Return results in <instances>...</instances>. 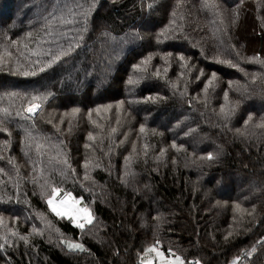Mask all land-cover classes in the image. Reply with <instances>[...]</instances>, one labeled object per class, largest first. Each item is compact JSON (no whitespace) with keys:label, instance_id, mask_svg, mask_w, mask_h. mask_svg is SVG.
<instances>
[{"label":"trees","instance_id":"16d2710c","mask_svg":"<svg viewBox=\"0 0 264 264\" xmlns=\"http://www.w3.org/2000/svg\"><path fill=\"white\" fill-rule=\"evenodd\" d=\"M261 61L264 0H0V264H264Z\"/></svg>","mask_w":264,"mask_h":264},{"label":"snow or ice","instance_id":"6c2138e0","mask_svg":"<svg viewBox=\"0 0 264 264\" xmlns=\"http://www.w3.org/2000/svg\"><path fill=\"white\" fill-rule=\"evenodd\" d=\"M212 7H216V5H212ZM53 19H56L55 17V13L52 14ZM87 16V14L85 13V17ZM86 27L83 29V31H86ZM29 36H31V33H28ZM77 40V42L75 43V47H80V43L79 41H82L84 39L83 35H80L78 38H74ZM73 50L72 45H69L68 48H64L63 46L57 44L56 46V50L53 51V49L49 48L43 52H37L36 55H44V56H50L51 58L41 62L40 60H37L36 63L37 64H42V66L39 67V71L43 72L45 71L46 68L51 67L53 64L57 63L58 61H60V59L62 57H66L71 51ZM166 55L171 56L172 53L168 52ZM179 59L180 61H185L187 58L185 57V55L183 53L179 54ZM252 61H259V57H251L249 58ZM151 60V57H148L146 60L142 61V63L147 64L149 61ZM224 63L229 64V66L231 67H239L238 64H234L231 60L228 61H222ZM261 63H264V61H261ZM185 65L182 63L181 67H184ZM139 67V66H137ZM165 71H167V69H165ZM24 76H29V75H36V70L33 69L31 71H24L22 73ZM201 74H203V70H201ZM157 75H159V70H157ZM216 77V73L213 72L211 78H209L207 80V82L205 83L204 86V91L207 92L209 85L212 83V79ZM197 79H199V77H197ZM138 81L129 79V83L130 84H134L137 83ZM225 96H227V93H225ZM152 97L149 96L147 99H151ZM33 101L35 100H46L47 99V95L41 94V96H33ZM121 104H123V101L120 102ZM41 105L39 103H29L27 108H26V112L28 114H35L36 110L38 108H40ZM107 107H110L107 106ZM72 111L74 113H77L80 111V109L78 107H74L72 109ZM97 111H99V109H97ZM221 111L223 112V108L221 109ZM234 111V109H230L229 112L224 113L225 119L228 118V116L231 114V112ZM17 115H20L19 112L16 113ZM90 115V114H89ZM25 119H32V115L26 116ZM252 114H249L248 120L245 121V123L247 124L248 121L252 120ZM257 127H262L264 128V120H262L259 124L256 125ZM7 129L0 127V131H6ZM145 128L144 125L141 124L140 126V131L144 132ZM155 131V130H153ZM91 136V134H89ZM5 146L7 145V141L4 142ZM174 148L177 147V145L175 144V142H173L172 145ZM85 147H88V145H85ZM180 148H183V145L179 146ZM40 145L37 144V149L39 150ZM3 157H0V159H2ZM207 160L208 161H212L214 159V156L212 153H208L207 154ZM203 159V158H202ZM9 163H11V161H9ZM65 164H67V160L64 161ZM87 167V162L86 165ZM0 171H3V169H0ZM74 171V170H73ZM87 178V175L86 177ZM47 185H41L42 188L46 187ZM60 191L59 188H54L53 189V193L47 198V204L51 210L52 213H54L57 217L61 218V219H67L69 223H71L75 228L77 229H81L83 230L85 228V225L88 224H92L93 222V215L92 212L90 210V208H88L87 206L84 207H80L79 205L81 204V199H76V198H72L71 194L69 193H65V198L60 200L58 203L54 202L55 199V195L56 193H58ZM71 198V202L69 203V199ZM0 222H2V217H0ZM14 235H16V233H13ZM19 239L24 240L25 242H27V237L21 235L19 236ZM7 243V238L5 237V244ZM5 244H0V249H3L5 247ZM68 249L71 250H83L84 246L83 244H78V243H68L67 244ZM151 251H156L157 255L159 257H161L162 259V264H164L163 261V256L164 253L159 252L156 248H152L150 249ZM171 251V250H170ZM253 251H255V249H253ZM175 259L174 260H169L167 261V264H185V261L181 258V256L179 255H175V253H171Z\"/></svg>","mask_w":264,"mask_h":264},{"label":"rangeland","instance_id":"374dc122","mask_svg":"<svg viewBox=\"0 0 264 264\" xmlns=\"http://www.w3.org/2000/svg\"><path fill=\"white\" fill-rule=\"evenodd\" d=\"M255 49H256V48H253L252 51H255ZM37 111H38V109L36 110L35 114H29V115H32V117H33V116L36 115ZM59 201H60V200H58L57 198L54 199V202H56V203H58ZM70 202H71V199H69V203H70Z\"/></svg>","mask_w":264,"mask_h":264}]
</instances>
